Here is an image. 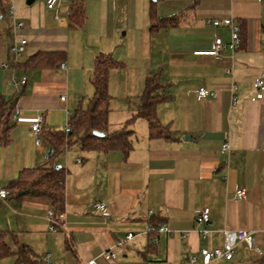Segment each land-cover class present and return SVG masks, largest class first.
<instances>
[{"label": "crops", "instance_id": "1", "mask_svg": "<svg viewBox=\"0 0 264 264\" xmlns=\"http://www.w3.org/2000/svg\"><path fill=\"white\" fill-rule=\"evenodd\" d=\"M71 4L61 1V24L45 0H0V104L16 98L21 111L18 120L12 119L11 142L0 147V188L23 170L47 164L50 145L42 134L41 145L35 146L31 125L42 114V130L66 129L72 112L68 95L92 85L99 54L123 64L109 77L114 98L109 131L120 130L133 117L146 79L159 74L172 95L157 108L169 137L151 138L148 122L137 119L129 125L132 149L127 155L84 152L78 145L67 149L59 155L65 160L59 167L67 171L61 212L65 229L49 231L47 216L54 210L49 201L0 200V231L11 232L12 249L17 243L30 246L40 264L46 254L54 264H191L189 257L201 248L222 247L228 229L252 231L264 250V97L253 100V82L264 80V5L258 0H84L86 22L72 28ZM152 14L176 21L153 30ZM227 18L242 25L243 44L234 57L228 50L219 56L194 55L210 49L217 37L230 41L229 28L209 23ZM20 39L28 45L14 57L11 46ZM41 51L66 52L64 67L21 66ZM21 77L27 82L18 88L14 80ZM233 80L238 84L234 105ZM200 87L218 96L198 100ZM225 142L229 152L222 151ZM240 189L247 191L241 200L236 197ZM97 201L107 203L109 217L94 209ZM205 208L211 210L210 234L202 239L196 218ZM156 220L171 231L159 236L158 245L145 233ZM128 233L136 234L133 240L125 241ZM108 250L116 254L111 262L102 256ZM262 258L240 243L232 260L211 264H255Z\"/></svg>", "mask_w": 264, "mask_h": 264}, {"label": "trees", "instance_id": "2", "mask_svg": "<svg viewBox=\"0 0 264 264\" xmlns=\"http://www.w3.org/2000/svg\"><path fill=\"white\" fill-rule=\"evenodd\" d=\"M70 27L80 28L86 22V10L84 0H72L69 15ZM152 29L169 27L176 21L175 17L157 18L152 14ZM240 36L243 44L242 25L239 23ZM66 58L64 51L38 52L21 66L26 69H50L59 67ZM123 64L115 60L111 55L99 54L95 59V67L91 83L94 94L89 99L87 106L81 103L77 109L70 113L69 131H44L42 134L48 141L53 153L46 165L23 170L17 179L12 180L5 190L8 192L7 200H23L31 197L37 200L49 201L55 211L64 212L66 206L65 179L67 171L58 168L54 159L67 149L78 145L84 152L121 150L127 155L132 149V131L129 125L137 119H145L149 124L151 138H168L166 127L158 120V105L172 99V95L161 84L159 74L146 79L145 89L140 96V103L133 117L118 131H109V114L113 97L109 93V77L114 69H120ZM17 108V99L1 101L0 104V147L11 142V131L14 127L12 117ZM94 132L103 133L97 136ZM150 224L160 226L164 222L151 221ZM11 232L0 231V260L14 255L16 264H40L32 248L26 244L17 243L13 250L8 242ZM264 264V258L255 262Z\"/></svg>", "mask_w": 264, "mask_h": 264}, {"label": "built area", "instance_id": "3", "mask_svg": "<svg viewBox=\"0 0 264 264\" xmlns=\"http://www.w3.org/2000/svg\"><path fill=\"white\" fill-rule=\"evenodd\" d=\"M62 0H45V6L48 10L54 12L55 20L61 24H63L64 20L61 19L59 15V9ZM264 5V0H258ZM7 12L11 17L15 16V9L13 5H9L7 8ZM215 28H222L226 27L230 29L231 32V39L229 42H225L221 37H217L212 44V47L208 50H199L194 52L196 56H219L225 50L231 52V57H234V54L241 48L242 40L240 36V25L232 18H227L223 20H213L209 22ZM24 24L19 22L17 24V28H22ZM28 41L26 39H20L15 44L11 46V52L14 57L21 56L27 48ZM64 67V64L61 65ZM227 75H232L233 71L231 69L227 70ZM27 78L21 77L16 78L14 80V84L18 87H24L26 85ZM253 87L257 91L256 97L253 100H261L264 97V80L257 79L253 82ZM231 93V103L237 104L238 103V84L236 81H232L230 87ZM218 93L213 90H209L205 87H200L197 91V98L198 100H204L206 98H216ZM62 101L65 100L64 96L61 98ZM21 111L16 108L12 119L14 121L18 120ZM44 122V117L42 114L36 116L34 122L31 125L30 132L34 136V144L35 146L41 145V135H42V126ZM69 126L67 125L66 131H69ZM230 146L228 142H225L222 151L229 152ZM247 195V191L245 189L237 190L236 197L241 200L244 199ZM8 196V192L5 189L0 188V200L6 201ZM94 209L101 214L102 217L107 218L109 217V213L107 211V203L104 201H97L94 203ZM150 214H153V211H150ZM210 214L211 210L209 208H205L196 218V223L200 227L199 233L202 239H207L210 230L208 225L210 223ZM48 222H49V231L55 232L60 228L65 229V225L63 224V215L61 212L50 210L48 212ZM146 234L150 235L151 242L155 245L159 243V236L163 233L170 234L171 231L169 228L162 224L160 226H155L153 224H149L148 228L145 232ZM225 240L224 244L220 248H201L197 254L191 255L189 257V261L191 264H198L200 261L201 264H211L214 260L224 258L228 261L232 260L234 257V252L238 244L243 243L245 244L251 251H253L257 256L262 257L264 256V250L259 247L256 243L254 233L248 230H228L224 231ZM136 234L128 233L125 236V241H131L134 239ZM184 239L187 238V235L183 236ZM104 260L106 262H111L115 257L116 254L112 250H108L102 254ZM44 264H54L52 257L50 254H46L43 257ZM88 264H97L95 260H91Z\"/></svg>", "mask_w": 264, "mask_h": 264}, {"label": "rangeland", "instance_id": "4", "mask_svg": "<svg viewBox=\"0 0 264 264\" xmlns=\"http://www.w3.org/2000/svg\"><path fill=\"white\" fill-rule=\"evenodd\" d=\"M75 54H77V52L73 53L72 56L74 57ZM72 85H73V83H72ZM93 94H94V88L92 87L91 84L85 85L84 88H82L80 94H78V92L72 91V94L68 95V98H69L70 103H71V106H70L71 111L73 112L75 109H77L79 107L80 103H81L82 107H86L89 99H91ZM64 98L66 99V96H64ZM55 160L58 162L57 166L65 165L64 155L57 156L54 159V161ZM13 257H14V255L7 257V258H4V259H1L0 262L3 264H16Z\"/></svg>", "mask_w": 264, "mask_h": 264}, {"label": "water", "instance_id": "5", "mask_svg": "<svg viewBox=\"0 0 264 264\" xmlns=\"http://www.w3.org/2000/svg\"><path fill=\"white\" fill-rule=\"evenodd\" d=\"M94 134L97 135V136H104L103 133H99V132H94ZM189 139H190L189 136H184V140H189ZM52 153H53V149H50V150L48 151L47 155H46V158H49V157L51 156ZM58 168H60V167L58 166Z\"/></svg>", "mask_w": 264, "mask_h": 264}]
</instances>
